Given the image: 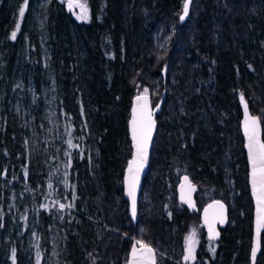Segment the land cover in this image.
I'll return each instance as SVG.
<instances>
[{"label": "trees", "instance_id": "1", "mask_svg": "<svg viewBox=\"0 0 264 264\" xmlns=\"http://www.w3.org/2000/svg\"><path fill=\"white\" fill-rule=\"evenodd\" d=\"M16 1L0 0V72L24 46L38 73L46 61L42 45L28 25V6L18 23L12 21ZM84 1L88 14L81 20L66 0L48 2V43L66 136L72 142L65 154L71 163L64 182L51 176L50 168L38 185V198L24 201L27 208L8 196L19 172L35 171L22 150L25 130H14L6 121L0 129V262L22 264L25 250L16 242L15 225L22 208L33 216L31 227L26 222L22 229L30 234L32 264H47L43 235L50 228L52 209L60 212V264H125L133 239L154 247L156 264H187L182 258L184 237L190 219L198 214L189 212L176 197L178 175L186 172L198 185L199 206L219 197L229 209L218 240L208 239L203 230L196 247L198 263L248 264L251 200L237 94L259 116L263 140L264 107L248 77L253 65L237 35L247 29L255 33L256 28L264 32V0H191L182 22L178 18L184 0ZM78 39L83 48L78 47ZM144 87L152 105L165 90L155 117L157 129L139 211L132 221L122 195V174L131 152L127 130L131 98ZM78 107L82 126L77 127L73 112ZM90 130L98 146L94 162L86 145ZM204 136L218 148L200 146ZM99 182L105 195L102 202ZM203 187L207 197L201 195ZM243 198L245 204L240 203ZM263 234L255 264H264Z\"/></svg>", "mask_w": 264, "mask_h": 264}, {"label": "rangeland", "instance_id": "2", "mask_svg": "<svg viewBox=\"0 0 264 264\" xmlns=\"http://www.w3.org/2000/svg\"><path fill=\"white\" fill-rule=\"evenodd\" d=\"M66 1L77 19L87 18L88 6L84 0ZM48 2L49 0H30L28 2L18 0L14 3L11 10L12 21L18 23L21 18L19 15L21 7L24 8V11L27 6L29 7L27 9L26 19L29 27L35 30L37 40L42 45L46 60L45 66L41 67L38 73H35L30 62L27 60L26 53L28 52L24 46H20L16 50L12 61H10L8 69L6 65L0 72V129L4 121H6L8 126L14 130H25L26 139L22 145V150L28 154L30 169L35 170L30 171V174L25 171L24 174H20L19 172L15 181L16 184L13 182L16 185L15 190L9 191L8 196L14 198L17 204L21 202L24 208H27L24 201L30 203L38 198V185L44 182L50 168L51 176L55 177L58 182H64L65 176L67 175L66 167L71 163V159H66L65 154H67L69 143L72 142L66 136L67 125L58 102V93L51 61V46L48 43V32L46 28ZM247 19H249V16H247ZM254 30L255 33L252 32L253 30H245V32L237 35V39L243 42V47H241L243 54L251 60L253 65L251 72H248V77L255 83L257 98L264 107V48H262L264 45V32L259 28ZM65 36L64 33L62 37ZM77 42L78 47L83 48L79 39ZM79 56L83 59L84 53L80 52ZM4 58L6 60L7 55ZM80 65L81 67L84 66L83 63ZM139 92H148V90L144 87ZM240 98H244V96L238 93L237 99ZM262 111L264 113V108ZM73 113L76 126H82L80 108H76ZM199 144L202 147H207L210 151L218 148V144L214 141L209 142V138L206 141V136L203 137ZM86 145L87 152L90 154V160L94 162L97 158L98 146L92 130L89 133L87 132ZM194 171L196 178L200 180V184H203L199 176V170L195 169ZM191 179L194 182V178L191 177ZM97 185H99V195L102 202L105 199V195L101 189V182L97 183ZM85 188L82 189L83 194L87 191ZM205 189V187L202 188L201 195L203 197H207V192L204 193ZM140 201L139 196L137 213L139 211ZM240 203L245 204V199L243 198ZM19 209L17 211V223L15 224L17 225L16 242L22 251L25 250L23 251L22 264H32L28 259L30 254V250L28 249V243L31 240L30 234L29 232L22 231V229L25 228L26 222L28 223V227H31L33 224V216L26 210L21 211L22 208ZM51 213L50 228L43 235L46 246L44 256L47 264H60V227L57 222L60 212L52 209ZM88 215L89 217H94L92 213ZM202 232L203 228L200 225L199 215H194L189 221L184 237L186 251H184L183 255H187L188 260L193 259L195 248L202 238ZM134 240L137 244H148L140 239ZM188 247H191V252ZM248 250L249 245L247 247V253ZM37 258H39V255ZM198 262L199 260L197 259L196 264H199ZM0 264H10V261L4 259Z\"/></svg>", "mask_w": 264, "mask_h": 264}, {"label": "water", "instance_id": "3", "mask_svg": "<svg viewBox=\"0 0 264 264\" xmlns=\"http://www.w3.org/2000/svg\"><path fill=\"white\" fill-rule=\"evenodd\" d=\"M191 0H184L182 12L178 21L182 22L189 9ZM187 11L185 12V5ZM162 83L165 84V65L161 69ZM164 90L155 105L151 103V96L148 92L135 93L130 102L129 115L127 119L128 137L131 147L122 174V195L128 203V216L132 221L136 220L138 198L141 192L143 179L147 173L152 142L157 129L156 114L161 109ZM240 110L239 132L242 137V149L245 154L247 166V187L251 200V232L248 251V264H255L261 250V237L264 231V187L259 181V170L257 169V179L253 186V164L249 156L248 133L255 127L256 136L259 143L264 144L262 137V125L258 115L252 113L245 98L238 101ZM150 114V123L148 117ZM255 118V120L253 119ZM135 119V124L133 120ZM135 128L136 139H133V129ZM150 131V136L147 133ZM143 133V135H142ZM138 146L144 149L143 155L138 151ZM198 186L194 183L189 174L182 172L178 175L176 183V197L179 203L183 204L188 211H197L198 206L195 200V193ZM132 195H129V192ZM133 198L135 199V215H133ZM199 221L203 227L207 238L215 240L220 237V228L228 221V207L225 201L220 198L208 200L199 211ZM149 249L151 251H149ZM253 253H255L253 255ZM125 264H156V252L150 244H137L133 239L127 251Z\"/></svg>", "mask_w": 264, "mask_h": 264}, {"label": "snow or ice", "instance_id": "4", "mask_svg": "<svg viewBox=\"0 0 264 264\" xmlns=\"http://www.w3.org/2000/svg\"><path fill=\"white\" fill-rule=\"evenodd\" d=\"M187 11V4L185 5V12ZM19 15L21 17L24 16V8L21 7ZM19 27V25H17ZM16 32L12 33V38H15ZM255 120V118H253ZM148 121L150 123V114L148 117ZM133 124H135V119L133 120ZM143 135V133H142ZM150 136V131L147 133ZM249 138V156L252 160L253 164V186L255 187L256 179H257V169L259 170V181L262 187H264V144L259 143L256 136L255 127L248 133ZM133 139H136L135 128L133 129ZM138 151L143 155L144 149L138 146ZM129 195H132V192H129ZM133 215H135V199L133 198ZM149 251H151L149 249ZM191 252V248H189ZM255 253H253L254 255Z\"/></svg>", "mask_w": 264, "mask_h": 264}, {"label": "flooded vegetation", "instance_id": "5", "mask_svg": "<svg viewBox=\"0 0 264 264\" xmlns=\"http://www.w3.org/2000/svg\"><path fill=\"white\" fill-rule=\"evenodd\" d=\"M182 173V172H181ZM190 176V175H189ZM191 178V177H190ZM246 181H247V178H246ZM198 186V185H197ZM175 189H176V187H175ZM196 194V193H195ZM213 198H219V197H213ZM212 199V198H211ZM221 199V198H220ZM195 200H196V195H195ZM208 200H210V199H208ZM207 200V201H208ZM207 201H205L204 203H203V205L207 202ZM196 203H197V200H196ZM203 205H201V206H199L198 204H197V206H198V210L197 211H195V212H197L198 213V215H199V211H200V208L203 206ZM187 209V208H186ZM188 210V209H187ZM190 212V211H189ZM228 213H229V211H228ZM228 220H229V214H228ZM227 223H228V221H227ZM227 223H226V225H227ZM201 225V224H200ZM225 225V226H226ZM225 226H223V227H225ZM223 227H221L220 228V236H221V229L223 228ZM203 228V227H202ZM204 230V229H203ZM204 233H205V231H204ZM205 236H206V234H205ZM207 237V236H206ZM220 238V237H219ZM218 238V239H219ZM209 239V238H208ZM218 239H215V240H218ZM210 240H212V239H210ZM215 240H213V241H215ZM184 244H185V242H184ZM197 247V246H196ZM262 247V246H261ZM188 248H191V247H188ZM183 251H186V249H185V246H184V248H183ZM249 251V250H248ZM261 251V250H260ZM184 253V252H183ZM260 253V252H259ZM259 255V254H258ZM182 258H183V260L187 263V264H191V263H193L196 259H197V254H196V248H195V251H194V255H193V259L192 260H188L187 258H188V256L187 255H183L182 254ZM187 259V260H186Z\"/></svg>", "mask_w": 264, "mask_h": 264}, {"label": "bare ground", "instance_id": "6", "mask_svg": "<svg viewBox=\"0 0 264 264\" xmlns=\"http://www.w3.org/2000/svg\"><path fill=\"white\" fill-rule=\"evenodd\" d=\"M157 115V114H156ZM124 169V168H123ZM128 204V203H127Z\"/></svg>", "mask_w": 264, "mask_h": 264}]
</instances>
